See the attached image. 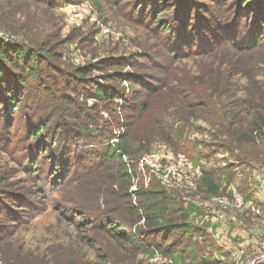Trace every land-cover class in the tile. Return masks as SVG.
I'll list each match as a JSON object with an SVG mask.
<instances>
[{
  "label": "rangeland",
  "instance_id": "rangeland-1",
  "mask_svg": "<svg viewBox=\"0 0 264 264\" xmlns=\"http://www.w3.org/2000/svg\"><path fill=\"white\" fill-rule=\"evenodd\" d=\"M85 1L90 3L85 4ZM91 1L74 0L62 4L55 0L53 7L37 4L38 8L31 9L41 21L29 27L33 32L24 30L26 42L24 36L10 38L14 40L13 43L28 45L30 49H36L38 45L43 47L44 43L49 42L53 51L58 53L60 69L65 72L98 59H106L103 69L90 71L86 79L124 87V96L131 107L123 110L121 98L96 99L93 92L86 98L85 104L82 97L77 96V100L83 104V120L89 121L85 125V133L73 135L74 128L64 131V135L47 133L54 142L44 148L40 145L38 134L31 136L33 131L25 124L26 119L19 111L12 109L10 112L7 109L6 115L2 116L7 118L5 122H11V130L5 129L10 137L15 136L16 146L20 150L9 147L6 151L0 147V176L4 179L1 190L25 199V207L16 210L19 212L18 220L13 222L14 226L10 229L12 234L0 241V264H248L247 260L256 254L254 248L264 242L262 54L241 57L233 54L231 45L226 44L208 52L190 50L172 57L166 50L164 53L158 39L150 31L132 21L131 12L128 11L135 0ZM181 1L184 5L185 0ZM194 2L211 13L216 9L208 0ZM233 2L221 0L220 4L223 9H230L235 6L231 4ZM1 3L0 0L2 6ZM83 3L84 6L81 5ZM174 9L175 6H170L165 14H171ZM103 26L107 29L106 33L101 31ZM38 35H44L42 42ZM138 53L152 55L157 63L149 64L143 58L136 61V58L132 60L129 56ZM132 61L135 65L129 68ZM233 62L244 63L251 72H236ZM10 70L19 73V70ZM116 73L122 76L129 73L132 77L126 82L103 78ZM136 77L139 79L136 80ZM135 80L136 83H147L150 90L135 95L133 90L139 86L130 85ZM127 85L131 87L129 91ZM30 87H33L32 82L28 84L26 94ZM65 93L73 97L69 89ZM47 101L50 109L54 104H50L49 99ZM134 101L135 104L144 101L147 109L138 113L132 105ZM69 113L68 119H71L76 111L73 109ZM259 122L260 135L259 132L257 135V131L250 135L254 125L259 127ZM5 134L6 131L0 128V135ZM121 136L130 144L128 153L122 158L132 166L128 170L130 186L133 183L137 188H149L158 182L150 172H138L137 164L144 156L157 154L176 160L183 157L180 153L187 149L192 154L190 162L197 167L183 169L188 180L196 184L195 178L203 166L215 170L219 177L225 175L227 192L234 187L243 196L252 195V198L241 209L234 207L215 211L214 205L205 199L207 196L199 195L197 190H187L182 196L179 193V201L169 204L167 219L173 224L184 223L181 209L184 205L192 204L198 207V215L195 219L189 218V221L197 228L206 225L207 231H193L191 235L186 233L185 237L181 235L184 232L181 229V234L163 242L166 246L177 241L173 247L176 253H181L180 262H174L163 254L166 259L147 257L137 250L134 243L124 241L116 231L109 229V217L116 219L117 223L130 225V228H120L125 233L138 231L144 225L140 218L143 211L138 208L141 199H136L134 194L127 198L122 196L123 193L116 195L124 186L118 178L122 164L113 157H106L104 151L105 144L115 145ZM247 139H255L256 142L247 145ZM35 143L43 149L40 153L43 155H35L36 168L31 151V145ZM48 151L71 157L73 167L67 179L56 164L53 167L56 177L49 183L53 186L45 193L46 190L42 188L45 179L42 176L47 171H41V163L48 165L51 161L55 162L51 160L54 158L47 156L50 155ZM199 151L206 156L204 164L192 162ZM35 152L40 150L36 148ZM31 173L38 178L36 185ZM159 184L168 192L176 191L175 188H166L163 183ZM223 191L221 188L219 193ZM222 195L225 194L217 196ZM30 207H42L34 219L30 217ZM240 234L254 238H246L245 246L235 240L241 238ZM157 236L142 238L141 241L157 240ZM229 241L233 246L237 245L232 254L224 246ZM209 249L213 251L211 255L207 251ZM240 249L243 251L237 253ZM214 251L219 258H215ZM15 253L18 258L13 256Z\"/></svg>",
  "mask_w": 264,
  "mask_h": 264
},
{
  "label": "trees",
  "instance_id": "trees-1",
  "mask_svg": "<svg viewBox=\"0 0 264 264\" xmlns=\"http://www.w3.org/2000/svg\"><path fill=\"white\" fill-rule=\"evenodd\" d=\"M4 1L5 0H1L2 6L0 5V27L6 28L8 31L4 28L2 29L12 35L24 36L25 42L27 35L24 30L28 29L33 32L32 28L29 27L35 26L41 21L33 13L31 8H38L37 4H41L43 7H53L55 4V0H7L8 3L6 4ZM59 1L64 4L74 0ZM208 1L209 3H213L214 8H216L213 10V13L208 12V9H201V6L198 7L194 0H185L184 5L181 0H135L128 12H131L132 21L137 23L138 26L145 27L150 31L152 35L158 39V44L163 51L166 50L172 57L179 56L181 53L190 50L208 52L217 46H224L227 44L231 45L233 48V54L241 57L251 56L254 53H261L264 64V0H234L231 4L235 6L230 9H223L220 4L221 0ZM91 2L94 3L93 1ZM119 2L120 1L116 3ZM170 6H175V9L171 14L166 15L165 12ZM38 36L41 38L40 42H42V40H44V35ZM37 45L36 43V46ZM129 56L130 58L132 57V60L136 58L135 60L137 61L139 58H143L149 64L157 63L154 57L148 53H138ZM105 60L106 59H98L87 63L83 67H75L72 71L65 72L60 69L58 53L57 51H53L49 42L44 43L43 47L38 45L36 49H30L28 45L22 46L17 43L0 40V128L6 131L5 135H0V147L6 151L9 147L20 150L18 145L16 146L17 143L15 142H17V140L15 136L12 135L10 137L9 131L5 129L11 130V122H9V120L5 122L4 120L7 118L3 117L6 115L7 109H9L10 112H12V109H17L19 111L21 116L26 119L25 124L30 126L33 131L31 136L38 134L40 145H43V148L46 145H52L54 142L53 138L48 136L47 133L55 136L63 134L64 131H69L73 128L75 129V132L72 131L73 135L76 133L78 135H83V133H85V125L89 121L83 120V104L77 100V96L82 97L84 104L86 98L91 96L92 92L93 97L96 99L105 100L111 98L113 100H118L121 98L120 106L122 109H130L131 106L127 102V97L124 96V87L111 84L105 85L96 81V79H86L90 71L102 70L103 61ZM124 60L126 63V58H124ZM134 63L133 61L129 63V68L130 66H134ZM232 65L238 73L248 72L249 74V72H251V70H247L244 63L233 62ZM10 69L19 70V73H12ZM131 75L132 74L127 73L122 76V74L116 73L107 76V78L103 76V78L107 81L117 80L121 82L124 80V82H126L129 77H132ZM138 79L139 78L136 77V80ZM136 80L130 84L132 86H139L137 89L133 90L135 95L139 96L150 90L147 83L142 81L141 83H136ZM30 82L33 83V87L28 88L29 92L26 94V89ZM86 83L88 84L86 85ZM34 88H36V91H33ZM130 88L131 87L127 85L128 91ZM66 89L71 91L73 97L65 93ZM31 92H35V94H30ZM48 99L50 104H54L50 106V109L48 106ZM59 100L62 102L60 103ZM132 105L136 107L134 110L138 111V113L144 112L147 109V105L144 101L137 104H135L134 101ZM73 109L76 113L75 115H71V119H68V116H70L69 112ZM80 121L82 123H80ZM260 122L259 127L258 125H254V129L249 133L250 135L256 133V131L257 135L258 132L260 135ZM39 130L41 131L40 134ZM255 142V139H247L246 144L249 145ZM83 143L87 145L90 144L85 141ZM37 145L36 143L31 145V151H33L32 155H34L33 166H35V155H43L40 154L43 149L41 147L39 148ZM105 147L104 151L106 157H113L122 164L118 178L119 181L124 183V186L117 191L118 193L116 195L123 193L122 196L127 198L132 193L129 192L130 174L128 171L132 166L124 162L122 158L123 155L128 153L127 151L130 144L125 138L123 140L121 136L120 140L116 142L115 145L107 143ZM36 148H38L40 152H35L34 154ZM48 152L50 155L47 156L54 158L51 160H55V162L52 163L51 161L48 165L41 163V171H47L44 176L41 175L42 178L45 179V184L42 186L43 190H46L45 193L51 190L53 186L49 183L53 177H56V175L53 174V167H55L56 164L59 165V172L64 173V178L67 179L73 167L71 157L67 155L62 156L60 153ZM180 154L191 161L192 154H190L187 149L182 150ZM204 158L206 159V156L202 155L199 151L196 154V158L193 156L194 160L192 159V162L204 164ZM90 159L92 160L91 156ZM34 168H36V166ZM36 170L38 172V168ZM261 170L264 169L261 168ZM226 174L228 175V173ZM31 175H34L35 180L32 182L36 185L38 178L33 173H31ZM229 175L231 174L229 173ZM3 180L4 179L0 176V190L3 188L1 185ZM195 182L198 192L207 197L220 194L229 195L231 192V190L227 192V184H224L226 182L225 175L219 177L215 170H208L203 166L201 167L200 174L195 178ZM221 188L222 190L224 189V191L226 189V191L219 193ZM169 191L171 192H168L159 182L151 184L149 188L136 187L133 194L136 199H141V205L139 201L138 208L143 211L140 217L144 223L143 227L138 231L125 233L121 231L120 228H130V225L117 223L116 219H111L109 217V229L116 231L124 241L131 244L134 243L137 250L147 257H152L155 254H163L174 262H180L181 253H176L173 247V244L177 241L175 240L166 246L163 245V242L175 235L181 234V229L184 231L181 235L185 237L189 234L191 235L193 231L204 233L207 229L206 225H199L198 228L194 227L192 225L193 222L189 221V218L195 219V216L198 215V207L192 204L189 206L181 205L183 206L181 212H183L182 219L184 223H170L166 217L170 212L169 204L170 202H178V195L180 194L177 190ZM250 196L244 194V198L247 202L251 200L252 197L250 198ZM23 207H25V199H21L14 193H6L3 190L0 191V241L8 238V236L12 234L10 229L14 226L13 222L18 220L17 213H19L18 211L22 210ZM33 208L34 207H30L32 211L30 217L34 219L38 216L42 207H40V209L37 207ZM193 213L194 215L191 216ZM10 218L13 219L10 220ZM149 236H157L158 238L157 240L155 239L147 243H142L141 239H145ZM207 251L210 255L211 252H213L212 249ZM17 255V253L13 254L14 257L18 258Z\"/></svg>",
  "mask_w": 264,
  "mask_h": 264
},
{
  "label": "built area",
  "instance_id": "built-area-1",
  "mask_svg": "<svg viewBox=\"0 0 264 264\" xmlns=\"http://www.w3.org/2000/svg\"><path fill=\"white\" fill-rule=\"evenodd\" d=\"M84 3L89 4L90 2L85 1ZM84 3L81 5L84 6ZM74 5H78V3H75ZM103 27L104 28H101V31L102 33L103 32L106 33L107 29L105 28V26ZM10 36L13 37L16 35H12L0 27V40L13 42L14 40L10 38ZM184 168L195 169L197 167H195L190 162V160H188L185 156L174 160L171 157L169 158L160 157L157 154H152L149 156L146 155L142 159H140V161L137 164L138 172H145V171L150 172L151 176L155 177V179L158 180V182H160L161 184L163 183V185L166 188H170V189L175 188L181 194V196L184 195L187 190H193V192L197 190V185L185 177L186 172L183 171ZM129 170H131V168H129ZM135 187L136 185L132 183V185L129 188V192L130 193L132 192L131 195L133 194ZM230 190L231 192L229 195L209 196V197H205V199L214 205L215 211H223L222 208L228 209L234 207L236 209H241L247 205L248 202L245 200L244 196L236 188L231 187ZM197 193L200 195L198 190ZM240 251H243V249L238 250L237 253H239ZM253 251L254 253L256 252L255 256L250 260L248 259L246 263L264 264V242L260 246H256ZM214 256L215 258H219L217 255ZM153 257L166 259V257L161 254H156Z\"/></svg>",
  "mask_w": 264,
  "mask_h": 264
},
{
  "label": "crops",
  "instance_id": "crops-1",
  "mask_svg": "<svg viewBox=\"0 0 264 264\" xmlns=\"http://www.w3.org/2000/svg\"><path fill=\"white\" fill-rule=\"evenodd\" d=\"M257 189V188H256ZM260 196V195H259ZM262 196H264V195H262ZM232 236H234L233 234H232ZM240 236H241V238H239V237H237V238H235V240L236 241H238V243L239 244H245V246H247V241L248 240H246V238L248 239H251V238H254V236H242L241 234H240ZM251 241H253V240H251ZM230 243H226V245H225V248H226V251L228 252V251H230V253L232 254L233 253V251H235V249H236V247H237V245H235V246H233V243H232V241H229ZM236 243V242H235ZM214 255H217V256H219V254H217L215 251H214V253H213Z\"/></svg>",
  "mask_w": 264,
  "mask_h": 264
}]
</instances>
